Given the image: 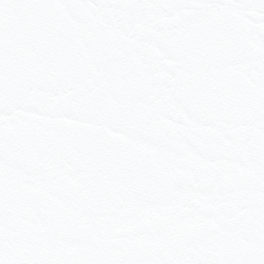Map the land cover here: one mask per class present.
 Listing matches in <instances>:
<instances>
[{
	"label": "snow or ice",
	"instance_id": "6c2138e0",
	"mask_svg": "<svg viewBox=\"0 0 264 264\" xmlns=\"http://www.w3.org/2000/svg\"><path fill=\"white\" fill-rule=\"evenodd\" d=\"M0 264H264V0H0Z\"/></svg>",
	"mask_w": 264,
	"mask_h": 264
}]
</instances>
